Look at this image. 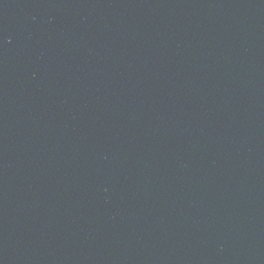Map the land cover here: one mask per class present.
Instances as JSON below:
<instances>
[{
	"label": "water",
	"instance_id": "obj_1",
	"mask_svg": "<svg viewBox=\"0 0 264 264\" xmlns=\"http://www.w3.org/2000/svg\"><path fill=\"white\" fill-rule=\"evenodd\" d=\"M0 264H264V0H0Z\"/></svg>",
	"mask_w": 264,
	"mask_h": 264
}]
</instances>
